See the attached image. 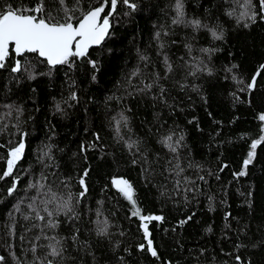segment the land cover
I'll return each instance as SVG.
<instances>
[{
	"label": "trees",
	"instance_id": "16d2710c",
	"mask_svg": "<svg viewBox=\"0 0 264 264\" xmlns=\"http://www.w3.org/2000/svg\"><path fill=\"white\" fill-rule=\"evenodd\" d=\"M130 2L136 9L118 3L109 35L88 56L72 58L71 66L50 68L28 54L27 72L13 73L11 57L0 69V175L8 149L25 143L13 172L17 191L7 193L13 177L0 180L3 264H45V256L53 264H264V142L246 174L236 175L252 141L264 135V20L241 17L245 0H183L182 24L172 23L176 0ZM0 3L31 6L34 0ZM66 3L80 9L76 17L98 6L97 0ZM47 6L54 15L59 10L58 0ZM193 19L207 27L194 29L188 23ZM210 29L222 31L223 39H214ZM257 71L261 75L248 90ZM148 83L152 89L141 91ZM168 135L176 152L162 143ZM85 169L88 192L77 203ZM116 177L132 185L142 215L163 217L149 224L157 257L147 249L133 205L113 185ZM37 181L64 200L70 191L73 212L47 217L37 201L34 207L46 219H36L27 205L35 194L28 185ZM49 220L58 226L47 227ZM101 227L107 234H98ZM49 245L62 255H47Z\"/></svg>",
	"mask_w": 264,
	"mask_h": 264
},
{
	"label": "snow or ice",
	"instance_id": "6c2138e0",
	"mask_svg": "<svg viewBox=\"0 0 264 264\" xmlns=\"http://www.w3.org/2000/svg\"><path fill=\"white\" fill-rule=\"evenodd\" d=\"M81 0H76V5L79 6ZM118 3H123L127 5L130 9L135 10L136 4L130 2V0H97L98 6L88 7L81 11V15L76 17L74 14L77 8H69L67 6L66 0H58L59 10L54 15L52 11L49 10L47 4L48 0H34V3L31 6H25L22 3L19 5L13 3H0V69L6 67L9 58L14 59V65L11 68L13 73H20L22 71L27 72L28 68L32 67V63L28 60V54H34L36 57L40 58L42 62L46 61L47 65L50 68H55L57 65H69L71 66L74 63L72 58H84L88 56V50L92 46H99L109 35V29L111 27L110 17H112L116 11ZM106 7H110V10L106 12ZM247 11L241 13V17H247L252 22L256 21V18L264 20V0H256L254 3L253 0H245L243 5ZM176 9V18L173 19V24H182L184 21V4L183 0H176L175 4ZM63 13L61 16L60 13ZM102 14H104L102 16ZM231 15V13H229ZM75 20V23L73 22ZM238 23L240 20L238 19ZM188 23L194 29H200L201 27H207L202 25V22L199 19H193L188 21ZM244 27H249L248 23L244 24ZM211 35L214 39L220 40L223 39L224 33L211 30ZM156 38L159 39L160 33L157 32ZM167 35V33H165ZM163 49L164 45H160ZM191 50V45H186ZM203 52L209 53L210 49H202ZM142 60L147 61L148 57L142 56ZM165 64L167 65V72L172 71V65L168 62L167 55L163 57ZM94 69H97V62L94 60L88 61ZM238 65L233 64L232 68H236ZM232 68H229L228 71H231ZM260 69L264 70V64L260 65ZM98 70V69H97ZM209 75L211 70H208ZM139 72H133V75H138ZM195 74V73H191ZM261 72L257 71L255 75L251 78V81L246 84V88L251 90L256 85V78L260 76ZM30 78H35V75L30 74ZM95 79V76L93 77ZM236 79V77H233ZM238 84H245L243 79L237 80ZM153 87L152 83L144 85L141 91L147 89L151 90ZM161 94L165 91L162 87L160 89ZM240 91H245V88H241ZM73 99H75V94H73ZM59 107V106H57ZM125 122L127 117H123ZM261 121H264V115L259 117ZM119 131V129H117ZM264 131V129H262ZM172 135L166 136L162 143L165 144L172 152H176V148L170 143L172 141ZM99 139V137H97ZM184 139L183 135L179 137V140L176 141L177 144ZM264 142V135H261L259 139H255L251 143V150L248 152L247 158L243 161V170L238 174L243 176L246 174L245 170L248 165L252 163V160L255 156V150L258 145ZM4 147V145H0ZM129 147H132L129 144ZM25 150V143L21 139L18 143L14 144L8 149L7 158H6V168L3 170L2 175H0V180H4L7 177H13L14 169L17 165V162L22 158ZM81 150H85L84 146H81ZM47 155V153H45ZM135 163V161H134ZM47 167V165H45ZM179 167V165H177ZM226 167V166H225ZM223 169H221L222 171ZM183 171V169H181ZM89 172L85 169L82 175L79 178V185L81 191L76 195L75 199L77 203L82 199L88 192V186L86 183V177ZM179 174V173H178ZM43 180H47L46 176L42 175ZM203 180V177H200ZM19 183V177H13L12 184L7 189L9 196H12L17 191V186ZM65 188L68 187V184L65 181H62ZM113 185L118 188V190L124 195V197L133 205L132 216L139 217L141 227L143 229V234L147 240V249L153 257H157V251L153 247V241L150 238L151 233L149 232V224L152 221H160L163 219L162 216L156 215H142L141 209L136 207V200L133 199V189L132 185L127 180H116L112 181ZM28 190H34L35 194L28 197L30 201L28 203V208L32 209L36 213L35 218L44 221L46 217L40 215V212L37 210L36 205L37 201L40 204L44 205L43 211L47 214V217H53L54 215H59L61 211L65 212V215L69 212H73L71 207V201L73 200V194L69 191L67 200H64L62 196H58L55 193L51 186H46L42 182L30 183L28 185ZM43 197V199H42ZM23 203V201H21ZM49 205H54L53 209H49ZM17 211L19 207L17 206ZM26 220L29 219V216L24 217ZM75 218V214L73 215ZM227 218V217H226ZM191 217H188L190 220ZM187 223V220L180 221V224L183 225ZM47 227L55 228L58 226V222H52L49 220L47 222ZM36 227V225H33ZM31 230V229H29ZM43 229H41L42 231ZM211 231V229H209ZM98 234L105 235L107 234L106 227H101L98 230ZM47 238V237H46ZM75 236L72 237L75 240ZM23 239V236H21ZM36 240H39L40 237H35ZM51 239V238H50ZM59 243V242H57ZM51 251L47 254L49 256H61L62 249H57L54 245H49ZM141 250H144L145 245H139ZM36 246L34 245L31 248L33 253L36 252ZM4 257L0 256V264H3ZM237 261H240L239 256L236 257ZM45 264H53V260L48 259L47 256L44 257Z\"/></svg>",
	"mask_w": 264,
	"mask_h": 264
},
{
	"label": "rangeland",
	"instance_id": "374dc122",
	"mask_svg": "<svg viewBox=\"0 0 264 264\" xmlns=\"http://www.w3.org/2000/svg\"><path fill=\"white\" fill-rule=\"evenodd\" d=\"M116 179V180H120V179H123V178H120V177H116V178H113V180ZM112 180V181H113ZM124 180V179H123Z\"/></svg>",
	"mask_w": 264,
	"mask_h": 264
},
{
	"label": "water",
	"instance_id": "95a60500",
	"mask_svg": "<svg viewBox=\"0 0 264 264\" xmlns=\"http://www.w3.org/2000/svg\"><path fill=\"white\" fill-rule=\"evenodd\" d=\"M102 16H103V14H102ZM110 29H111V27H110ZM110 29H109V31H110ZM92 47H96V46H92ZM92 47H91V48H92ZM89 49H90V48H89ZM88 51H89V50H88Z\"/></svg>",
	"mask_w": 264,
	"mask_h": 264
}]
</instances>
